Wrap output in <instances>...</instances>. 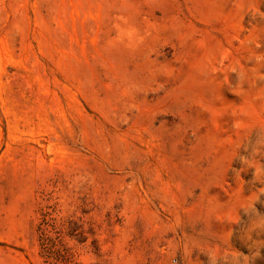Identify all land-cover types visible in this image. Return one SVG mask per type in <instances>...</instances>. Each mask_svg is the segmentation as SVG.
<instances>
[{"label":"rangeland","instance_id":"374dc122","mask_svg":"<svg viewBox=\"0 0 264 264\" xmlns=\"http://www.w3.org/2000/svg\"><path fill=\"white\" fill-rule=\"evenodd\" d=\"M0 264H264V0H0Z\"/></svg>","mask_w":264,"mask_h":264}]
</instances>
